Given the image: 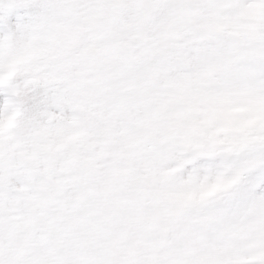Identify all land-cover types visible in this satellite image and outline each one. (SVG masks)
<instances>
[{
	"label": "snow or ice",
	"instance_id": "1",
	"mask_svg": "<svg viewBox=\"0 0 264 264\" xmlns=\"http://www.w3.org/2000/svg\"><path fill=\"white\" fill-rule=\"evenodd\" d=\"M0 264H264V0H0Z\"/></svg>",
	"mask_w": 264,
	"mask_h": 264
}]
</instances>
